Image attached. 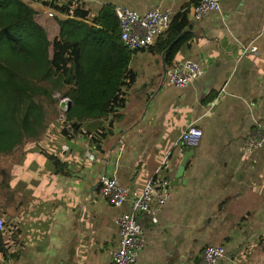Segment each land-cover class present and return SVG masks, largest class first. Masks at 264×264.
Masks as SVG:
<instances>
[{
	"label": "crops",
	"instance_id": "1",
	"mask_svg": "<svg viewBox=\"0 0 264 264\" xmlns=\"http://www.w3.org/2000/svg\"><path fill=\"white\" fill-rule=\"evenodd\" d=\"M48 1H31L37 17L52 11L65 19L43 4ZM80 4L93 15L109 5L178 14L191 0ZM191 8L192 37L174 63L200 64L201 78L185 89L168 85L169 68L155 49L161 39L133 53L137 82L101 150L85 136L67 140L63 126L51 120V127L23 141L18 160L7 159L0 264H113L120 210L100 196L99 178L110 175L141 191L158 169L174 195L158 212V224L146 230L137 264H200L209 246L225 247L218 264H264V148L244 151L257 125L264 129V0H221L220 11L200 21ZM247 47L257 52L245 53ZM192 124L203 138L183 172L189 149L180 138ZM20 146L7 155L13 158Z\"/></svg>",
	"mask_w": 264,
	"mask_h": 264
},
{
	"label": "trees",
	"instance_id": "2",
	"mask_svg": "<svg viewBox=\"0 0 264 264\" xmlns=\"http://www.w3.org/2000/svg\"><path fill=\"white\" fill-rule=\"evenodd\" d=\"M199 1L191 0L183 7L155 45L168 68L175 65L180 48L191 40L188 16L191 5L194 8ZM43 4L66 16L53 20L61 30L59 35L48 34L36 18L37 11L25 0H0V156L10 154L45 128L44 102L52 104L54 92L72 103L65 113L63 137L73 140L85 136L101 150L114 134L120 118L117 112L126 107L128 90L137 82L130 67L137 51L122 42L112 5L93 15L80 0ZM147 49L150 47L139 51ZM48 157L66 167L58 158ZM3 238L0 232L2 244ZM1 252L5 253L4 244Z\"/></svg>",
	"mask_w": 264,
	"mask_h": 264
},
{
	"label": "built area",
	"instance_id": "3",
	"mask_svg": "<svg viewBox=\"0 0 264 264\" xmlns=\"http://www.w3.org/2000/svg\"><path fill=\"white\" fill-rule=\"evenodd\" d=\"M50 1V0H49ZM221 0H200L193 11V19L200 21L209 13L220 11ZM118 17L120 37L125 46L139 51L154 46L171 28L176 13L171 10L153 9L139 13L127 6L115 7ZM49 16H53L49 13ZM245 53H256V47H247ZM204 74L203 67L193 61L175 64L166 72V82L178 89H185ZM70 101L63 99L62 101ZM61 101V102H62ZM60 102V104H61ZM215 104V101L212 105ZM60 120L65 121L67 107L61 108ZM203 138V131L197 125L188 126L181 135V143L186 149H196ZM264 148V129L257 125L244 143L245 153H254ZM181 154L183 151L181 150ZM100 196L113 208L120 210L116 219L119 229L118 245L113 252V264H137L145 247L146 230L158 224V212L166 206L174 192L171 181L156 171L141 191H132L120 184L115 177L102 175L99 178ZM6 230L5 220L0 219V232ZM226 258L224 246L206 247L201 255L200 264H218Z\"/></svg>",
	"mask_w": 264,
	"mask_h": 264
},
{
	"label": "rangeland",
	"instance_id": "4",
	"mask_svg": "<svg viewBox=\"0 0 264 264\" xmlns=\"http://www.w3.org/2000/svg\"><path fill=\"white\" fill-rule=\"evenodd\" d=\"M25 1L30 5L31 1H34V0H30V1L25 0ZM36 7H38V9L40 8L39 6H36ZM49 13H52L54 16H52V17L49 16ZM39 14L40 15L42 14L41 17L36 16V18L39 19L41 25L45 28V30L48 32V34L52 37L59 35L61 30H59V28L54 23L51 22L54 19L55 14L52 11H50V12L43 11L42 13H39ZM51 98L53 100L52 104L48 103V102H44L45 110H46L44 126L45 127H51V120H54V121L56 120V122L60 126H62L63 121L60 120V115H61L60 111H63V110H61L60 103H59V101L61 100V94L59 92H54V94L52 95ZM68 102H71V101L68 100L67 103ZM58 109L60 111H58ZM42 131H40V134ZM44 132H46V131H44ZM44 136H45V133L42 135V137H44ZM27 143H29V140H27ZM33 143H35V142H33ZM23 147H25V145L20 146L17 149L18 152H15L13 154V158L11 155H7V154L0 156V197L5 195L4 189H5V183H6V168H7L6 161H7V159H10V160L14 159L15 161L18 160V157L22 154ZM0 219L5 220V218H3V217H0Z\"/></svg>",
	"mask_w": 264,
	"mask_h": 264
},
{
	"label": "water",
	"instance_id": "5",
	"mask_svg": "<svg viewBox=\"0 0 264 264\" xmlns=\"http://www.w3.org/2000/svg\"><path fill=\"white\" fill-rule=\"evenodd\" d=\"M72 103L68 102L66 103L65 101H62L60 104V107L63 109L65 107H67V110L71 107ZM194 149H189V151L184 155L183 160L181 162V170L184 172L185 171V166L189 160V158H191L194 154Z\"/></svg>",
	"mask_w": 264,
	"mask_h": 264
}]
</instances>
